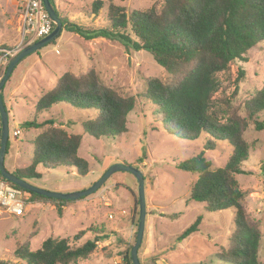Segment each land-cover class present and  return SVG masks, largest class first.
<instances>
[{"label": "rangeland", "instance_id": "rangeland-1", "mask_svg": "<svg viewBox=\"0 0 264 264\" xmlns=\"http://www.w3.org/2000/svg\"><path fill=\"white\" fill-rule=\"evenodd\" d=\"M60 1L65 8L61 7L59 12L66 20L65 14L69 11L68 15L79 18L76 23L83 27L100 28L107 24L106 6L97 15L92 14L94 0ZM113 3L129 14L157 8L161 0H115ZM18 8L17 0H0V47L25 46L20 42ZM53 42L54 45H47L23 58L3 87L1 97L10 122L5 169L11 173L23 171L29 165L31 141L39 130L23 131L19 140H15L12 132L32 119L34 105L41 93L54 87L65 72L81 75L94 70L101 84L135 97L136 105L128 116L127 133L113 140H93L83 135L78 124L80 120L92 119V112L78 111L65 104L53 106L49 114L39 115L38 120L51 118L58 127L82 135L78 156L88 162L90 172L82 178L69 171H44L38 167L36 172L41 178L26 182L48 192L62 193L57 189L64 188L68 192L62 194L77 193L89 188L114 164L138 169L144 178L147 215L143 241L137 252L140 264H222L214 260V254L228 244L233 212L206 213L204 204L189 202L190 187L196 177L174 167V163L198 155L203 148L202 142L167 134L155 122L152 106L143 99L146 80L165 82L169 75L147 52H126L118 43L103 39L84 41L65 31ZM244 58L246 62L237 61L245 71L235 101L241 115L244 103L264 83V43L251 48ZM43 65L51 71L41 79ZM261 117L264 121V111ZM244 139L249 146V156L241 167L244 173L236 176V180L246 194L247 213L260 224L258 258L264 264V131L256 132L250 126ZM229 155L230 149L225 146L204 152V157L214 168L224 166ZM137 195L136 180L127 172L113 173L97 192L70 204L62 217L48 204L36 205L27 195L22 217L0 214V262L24 264L14 257L17 243H29V250L36 251L47 238L72 239L78 231L95 226L104 229L108 238L97 244L96 251L88 259L74 264H127V260L132 264L130 250L137 231ZM197 217H202L198 231L177 242V237Z\"/></svg>", "mask_w": 264, "mask_h": 264}, {"label": "trees", "instance_id": "trees-1", "mask_svg": "<svg viewBox=\"0 0 264 264\" xmlns=\"http://www.w3.org/2000/svg\"><path fill=\"white\" fill-rule=\"evenodd\" d=\"M49 1L62 31L84 41L118 43L126 52H147L169 75L165 82L146 80L143 99L152 106L155 122L167 134L202 142L198 155L174 163L177 170L196 177L188 201L204 204L206 213L233 212L228 244L214 254V260L222 264H263L258 258L260 224L247 213L246 194L240 190L236 176L244 173L241 167L249 156L246 130L251 126L256 132L264 131V83L244 103L243 115L235 101L245 77L237 61L246 62L244 55L264 43V0H161L157 8L129 14L114 5L115 0H94L93 15L106 6L107 24L100 28L64 19L54 1ZM61 104L93 113L92 119L78 122L83 135L93 140H113L127 133L128 116L136 99L101 84L94 70L81 75L63 73L54 87L41 93L32 119L19 125L22 131L35 129L39 133L31 141L28 167L11 172L18 179H40L38 167L44 171L71 170L82 178L90 172L88 162L78 156L83 136L58 127L51 118L38 120L39 115L49 114L53 106ZM220 146L228 147L230 155L224 166L214 168L204 152ZM23 192L36 205L53 207L59 217L74 203ZM201 221L202 217H197L176 241L197 232ZM108 235L104 229L90 226L72 239L47 238L36 251L29 250V243H17L14 257L24 264H74L88 259Z\"/></svg>", "mask_w": 264, "mask_h": 264}, {"label": "water", "instance_id": "water-1", "mask_svg": "<svg viewBox=\"0 0 264 264\" xmlns=\"http://www.w3.org/2000/svg\"><path fill=\"white\" fill-rule=\"evenodd\" d=\"M43 7L48 14L50 20L54 24V29L51 33L45 38L38 40L24 48H22L8 63L7 68L0 80V121H1V130H0V176L3 180L17 186L23 191L35 194L37 196L46 197L49 199L60 200V201H70L76 202L79 199L91 196L97 192L106 182V180L115 172H127L133 175L137 184V196H138V222H137V231L135 237V244L130 250V260L132 264H140L137 252L142 244L144 237L145 229V219H146V204H145V195H144V178L141 172L138 169L133 167L125 166L123 164H114L108 170H106L103 175L89 188L77 192V193H54L44 191L38 188H35L28 184L25 180L18 179L12 173L8 172L4 167V157L6 154V146L8 142L9 134V124H8V113L3 104L1 97V91L5 86L6 82L10 78L13 70L17 64L26 56L39 51L41 48L50 45L55 41L62 32V23L57 18L55 10L53 9L49 0H42Z\"/></svg>", "mask_w": 264, "mask_h": 264}, {"label": "built area", "instance_id": "built-area-1", "mask_svg": "<svg viewBox=\"0 0 264 264\" xmlns=\"http://www.w3.org/2000/svg\"><path fill=\"white\" fill-rule=\"evenodd\" d=\"M19 4V18L21 20V44L26 46L48 36L52 31L53 22L46 13L42 0H17ZM23 47V48H24ZM22 49L17 46L14 49L0 48V80L7 68L9 61ZM1 130V121H0ZM19 130L12 133L18 137ZM27 194L22 189L14 188L0 179V214L5 213L14 217H22L26 210Z\"/></svg>", "mask_w": 264, "mask_h": 264}, {"label": "crops", "instance_id": "crops-1", "mask_svg": "<svg viewBox=\"0 0 264 264\" xmlns=\"http://www.w3.org/2000/svg\"><path fill=\"white\" fill-rule=\"evenodd\" d=\"M13 1H16V0H13ZM54 5H55V8L59 11V10H61V7H64L65 8V5H63L62 3H61V1L60 0H54ZM68 13H69V11H68ZM68 13H66L65 14V16L67 17V20L68 21H74V22H78L79 21V18H76V19H74L71 15H68ZM42 69L44 70V72H42L41 73V75H40V77H41V79H43L44 78V74H46V73H50V71H51V69L48 67V66H45V65H43L42 66ZM52 88V87H51ZM9 119H10V117H9ZM10 122H8V124H9ZM16 130H19L20 131V134L18 135V137L16 138V137H14L13 135V137L15 138V140H19V138H20V136L22 135V130L20 129V127H19V129H15L14 131H16ZM13 131V132H14ZM12 132V133H13ZM69 172L73 175L74 174V172L73 171H71V170H69ZM57 191H59V192H68L67 191V189H64V188H62V189H57ZM51 207V206H50ZM67 208V207H66ZM66 208H64V210L66 209ZM147 216V215H146ZM160 217H161V215H160ZM195 234V233H194Z\"/></svg>", "mask_w": 264, "mask_h": 264}]
</instances>
